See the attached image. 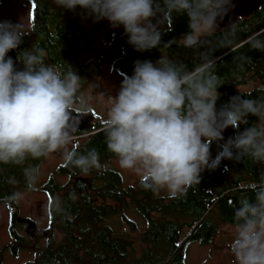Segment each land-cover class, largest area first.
Instances as JSON below:
<instances>
[{
    "label": "clouds",
    "instance_id": "clouds-1",
    "mask_svg": "<svg viewBox=\"0 0 264 264\" xmlns=\"http://www.w3.org/2000/svg\"><path fill=\"white\" fill-rule=\"evenodd\" d=\"M53 2L58 9L80 8L93 22L106 20L114 29L122 27L137 52L160 47L164 26L178 15L188 18L189 31L180 45L196 53L191 69L164 55L155 62L136 60L133 74L125 75L116 95H108L102 122L107 149L144 189L165 190L170 198H179L201 183L203 172L219 168L222 160L264 164V96L253 99L250 93L239 92L217 107L222 95L218 89L225 83L217 74L219 58L213 53L239 38L237 20L220 28L236 8L234 0ZM32 31L20 22L0 21V164L20 166L27 191L37 190L41 175L39 166L29 160L59 154L73 173L87 176L107 170L95 148L81 151L77 142L81 122L92 111L81 91L82 78L71 67L57 71L38 49L17 57L22 70L8 55ZM247 42L251 49L264 52V39L253 36ZM173 43L177 42L163 47ZM247 59L243 54L234 57L241 67ZM250 116L257 120L247 126ZM228 128L234 135L225 139ZM213 144L218 148L214 157ZM8 182L17 183L15 178ZM246 192L251 195L241 197L233 209V264H264V176ZM23 197L15 191L6 201L19 203ZM53 209L57 214L64 211L58 200Z\"/></svg>",
    "mask_w": 264,
    "mask_h": 264
},
{
    "label": "trees",
    "instance_id": "trees-1",
    "mask_svg": "<svg viewBox=\"0 0 264 264\" xmlns=\"http://www.w3.org/2000/svg\"><path fill=\"white\" fill-rule=\"evenodd\" d=\"M22 1L28 6L29 28L33 31L14 50L16 57L30 48L38 49L46 63L62 73L71 67L82 78V86L85 85L100 66L87 54L91 36L77 21V12L82 10L58 9L53 0ZM235 21L238 40L213 53L219 58L217 74L225 83L218 89L222 95L217 107L240 93H250L253 99L264 96V52L251 49L247 42L253 36L264 39V4L223 22L220 28H227ZM188 31L187 16L178 15L170 25L164 26L160 47L145 52L135 51L127 43L125 33L112 38L111 42L120 48V54L112 63L113 70L124 79L125 75L133 74L136 60L155 62L163 55L175 57L191 69L196 53L180 45L182 35ZM169 41L177 43L164 48ZM241 54L248 58L242 67L239 61H234V57ZM249 81L254 83L250 90L238 89ZM256 120L250 116L247 126ZM102 122L94 121L92 130L80 131L78 135L84 134L86 138L78 145L81 151L95 148L107 170L102 174L92 171L85 176L59 163L40 187L46 194L49 223L45 231H39L44 239L41 247L31 243V235L25 239L19 233L17 228L22 223L34 226L19 216L17 203L6 201L12 192L26 188L22 169L0 164V202L9 214L8 250L12 254L23 248L33 252L32 258L21 264H184L188 245L209 242L218 230L217 219L233 225L234 205L241 197L251 195L246 192L249 184L264 176V164L225 159L215 171L203 172L201 183L185 195L179 198L155 196V192L141 186L140 180L125 185L122 174L107 165L115 155L107 149ZM244 127L242 125L241 130ZM43 159L27 163L40 167ZM57 176L66 177V182H58ZM11 178L17 183H9ZM55 200L61 202L62 214L55 213ZM130 207L145 219V227L138 231L137 237L128 233V230H138L136 222L124 212ZM109 220L122 222L127 231L114 230Z\"/></svg>",
    "mask_w": 264,
    "mask_h": 264
},
{
    "label": "rangeland",
    "instance_id": "rangeland-1",
    "mask_svg": "<svg viewBox=\"0 0 264 264\" xmlns=\"http://www.w3.org/2000/svg\"><path fill=\"white\" fill-rule=\"evenodd\" d=\"M82 11L77 12V21L82 25L91 36V45L89 47V57L95 59L98 64V71L91 79L82 86V93L88 99V103L92 108V113L96 117V121H103L106 118L107 107L109 105L108 95H116L121 82L123 80L112 67L114 58L120 54V48L113 44L112 38L124 33L123 28H112L108 21L102 20L93 22L86 15L82 16ZM9 20L12 23H21L29 28L28 6L22 0H5L0 3V21ZM30 29V28H29ZM28 36V35H27ZM26 37V36H25ZM99 58V59H98ZM100 60V61H99ZM254 86L253 82L239 86V90H250ZM86 138L85 135L77 137V142H81ZM218 148L215 144L211 147L213 157L216 155ZM62 163L59 154H53L47 159H43L40 164L41 175L37 184L36 191H27L21 188L18 191L24 194L23 199L17 203L18 213L21 218L28 219L34 227L22 226L19 233L29 238L31 235V243L42 246L44 239L40 237L39 231L46 230L48 226L47 214V198L46 194L40 188L46 181L47 177L52 173L55 167ZM107 165L122 174L124 184H135L140 179L133 173L120 168L117 158H112ZM60 183L66 182V177L57 176ZM155 196H169L165 190L155 192ZM125 214L134 220L137 225V231L128 233L137 237L138 231L144 229L145 219L133 208H127ZM112 220L118 221L119 218ZM108 222H111L109 220ZM111 222L112 228L116 231H122L126 226L122 222ZM9 214L6 206L0 202V262L2 264H21L27 259L32 258L33 252L30 249H21L17 254H12L8 250L10 237L8 234ZM218 230L213 238L207 243L195 242L188 245L186 249L184 264H233L234 257L230 251V241L233 237V228L231 224L221 223L217 219ZM125 232L127 230H124Z\"/></svg>",
    "mask_w": 264,
    "mask_h": 264
},
{
    "label": "water",
    "instance_id": "water-1",
    "mask_svg": "<svg viewBox=\"0 0 264 264\" xmlns=\"http://www.w3.org/2000/svg\"><path fill=\"white\" fill-rule=\"evenodd\" d=\"M234 3L236 4V8L234 12L230 13L228 17H226L224 20L228 19L229 17H235L239 16L241 14H247L251 12L253 9H257L260 5L264 4V0H234ZM9 56L13 58L14 61H16V67L18 69H23V64L20 63L17 60L15 51L12 50L8 53ZM93 120L94 116L91 112L89 115L83 118L81 125H80V131H90L93 128ZM234 135V130L232 128H228L224 132L225 139H227L229 136Z\"/></svg>",
    "mask_w": 264,
    "mask_h": 264
},
{
    "label": "flooded vegetation",
    "instance_id": "flooded-vegetation-1",
    "mask_svg": "<svg viewBox=\"0 0 264 264\" xmlns=\"http://www.w3.org/2000/svg\"><path fill=\"white\" fill-rule=\"evenodd\" d=\"M237 17V16H236ZM231 19H235V17H229L228 19H226V20H224L223 22L225 23V22H229ZM223 22L222 23H220V25H222L223 24ZM93 116H94V120H93V123H94V121H96L95 119H96V117H95V115L93 114ZM84 134H81V135H78L77 137H79V136H83ZM27 225V224H26ZM33 225V224H32ZM30 226V225H29ZM34 226V225H33Z\"/></svg>",
    "mask_w": 264,
    "mask_h": 264
}]
</instances>
